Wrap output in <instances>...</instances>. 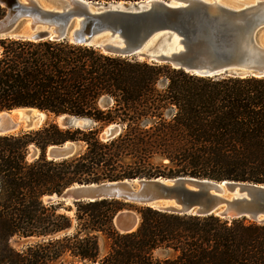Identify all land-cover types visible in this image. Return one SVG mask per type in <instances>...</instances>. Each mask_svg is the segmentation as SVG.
I'll return each instance as SVG.
<instances>
[{"label": "trees", "instance_id": "1", "mask_svg": "<svg viewBox=\"0 0 264 264\" xmlns=\"http://www.w3.org/2000/svg\"><path fill=\"white\" fill-rule=\"evenodd\" d=\"M13 107L91 124L0 134V264H264V222L135 206L136 227L120 232L113 218L129 205L118 199H44L136 177L264 183V75L201 76L66 38L0 36V110ZM111 125L118 133L101 138ZM68 140L76 154L46 157Z\"/></svg>", "mask_w": 264, "mask_h": 264}, {"label": "water", "instance_id": "2", "mask_svg": "<svg viewBox=\"0 0 264 264\" xmlns=\"http://www.w3.org/2000/svg\"><path fill=\"white\" fill-rule=\"evenodd\" d=\"M48 1L51 4L43 6L38 0H0L5 7L0 36L66 38L103 52L164 63L201 76L264 75V44L256 38L264 27V0ZM51 119L63 127L91 123L88 118L67 113L13 107L0 110V134L37 129ZM117 133L118 128L111 125L101 137L107 139ZM78 150V143L68 140L48 146L45 154L50 159H63ZM106 198L129 205L114 215L120 232L136 227L135 206L264 222V183L188 175L136 177L75 183L60 194L44 197L65 205Z\"/></svg>", "mask_w": 264, "mask_h": 264}, {"label": "rangeland", "instance_id": "3", "mask_svg": "<svg viewBox=\"0 0 264 264\" xmlns=\"http://www.w3.org/2000/svg\"><path fill=\"white\" fill-rule=\"evenodd\" d=\"M39 1V4H41V5H43V6H49L51 3L48 1V0H38ZM92 1H98V2H100V3H108V2H118V1H127V2H130V1H136V0H92ZM250 1H252V0H240V1H238V2H235L234 0H230L229 2L230 3H245V2H250ZM256 38H257V41L259 42V43H261V44H264V27L262 28V29H260L259 31H258V33H257V36H256ZM146 61V60H145ZM148 62H150V61H148ZM51 120H53V119H51ZM48 121H50V120H48ZM48 121H46V122H48ZM53 121H55V120H53ZM55 122H57V121H55ZM58 123V122H57ZM59 124V123H58ZM91 124V123H90ZM90 124H88L87 126H89ZM43 125V124H42ZM60 125V124H59ZM84 127H86V126H84ZM80 128H82V127H80ZM104 131V130H103ZM102 131V132H103ZM101 132V133H102ZM101 133H100V136H101ZM101 138H103V137H101ZM104 139V138H103ZM78 143V142H77ZM78 145H79V150L81 149V145L78 143ZM78 150V151H79ZM30 152H33V150H32V148H31V150H30ZM65 205V204H64ZM65 206H67V205H65ZM13 244L15 245V246H17V247H20L23 243L22 242H19V243H17V242H13Z\"/></svg>", "mask_w": 264, "mask_h": 264}, {"label": "bare ground", "instance_id": "4", "mask_svg": "<svg viewBox=\"0 0 264 264\" xmlns=\"http://www.w3.org/2000/svg\"><path fill=\"white\" fill-rule=\"evenodd\" d=\"M253 1V0H252Z\"/></svg>", "mask_w": 264, "mask_h": 264}]
</instances>
